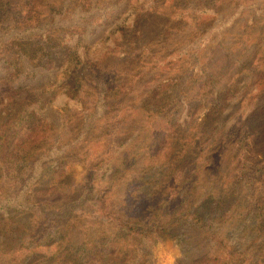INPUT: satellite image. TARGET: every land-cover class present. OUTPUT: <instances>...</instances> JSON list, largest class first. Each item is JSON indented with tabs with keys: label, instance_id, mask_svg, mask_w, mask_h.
Returning <instances> with one entry per match:
<instances>
[{
	"label": "trees",
	"instance_id": "trees-1",
	"mask_svg": "<svg viewBox=\"0 0 264 264\" xmlns=\"http://www.w3.org/2000/svg\"><path fill=\"white\" fill-rule=\"evenodd\" d=\"M159 2L0 0V264H264V0Z\"/></svg>",
	"mask_w": 264,
	"mask_h": 264
},
{
	"label": "rangeland",
	"instance_id": "rangeland-1",
	"mask_svg": "<svg viewBox=\"0 0 264 264\" xmlns=\"http://www.w3.org/2000/svg\"><path fill=\"white\" fill-rule=\"evenodd\" d=\"M171 1L172 0H160L158 5H156V6H158L156 8V10L154 11V13H156V14L153 17V19H151L152 21H151V23H149L148 29L146 31L148 38H152L153 36H155V33H158L157 31L160 29L161 24L164 23V20L162 17L165 16V18H166L168 15H170L174 11V9L172 8ZM130 11H128L127 13L125 12V14H123L122 18L118 19L119 20V22L117 21L118 24H122V22L129 15ZM233 11H234V4L223 6V8L220 9V14L218 16L215 15L216 17H215L213 23H211V25L208 27L207 31L203 35L197 37V39L185 38L183 40V42H186V43L183 45V47H181V49L184 48L187 50V48H188V50H189V49H191V44H195V43L199 42V39L201 41L202 38H206L207 36L210 37V35H217V33H219V32H215L213 34V32L211 30H213L214 28H218L221 31V29L223 27L221 24L225 21L230 20V18H231L230 15L232 14ZM176 12H178V10H176ZM206 14L210 15L212 13H209V11H208ZM188 31H191L190 28ZM189 33L190 32H187V36H191ZM202 47H203V45H202ZM110 49H111V51H114V53H111V56H110L111 58H110V60L106 61V64L117 66V64L120 61L118 58L119 51L112 48V47ZM97 50H98V56L102 57V56H104V53L106 52L107 49H100L97 46L95 47L94 45L89 47L90 52L97 51ZM115 52H117L118 56L116 55ZM205 53H206V51H205ZM205 53L203 56L204 59L206 57H208V55H205ZM201 62H200V64H201ZM197 70H199V68ZM223 71H224V69H223ZM224 72H226V71H224ZM230 72H232V71H229V73ZM223 76H224V78H227L226 73ZM10 92H11L10 85L6 81H0V95L2 97H5ZM6 150L7 149L5 148L4 151H6ZM83 166L84 165L79 163V162H76L73 165V170L75 173L74 175H75V179L77 181L80 180L82 174H84V172H85ZM98 174L100 175V178L102 179V181L107 179L106 177L108 176V174L105 172L104 168L101 169ZM120 194H121V192L119 191V195L115 196L113 199V202H112V207L114 209H116L119 213H121V210H120L121 201L119 199ZM60 196H61V194L59 192H57L55 194H48L45 197L47 199L54 200V199L60 198ZM154 256L156 258L157 264H178V260L181 257V251H180L179 246L176 243H174L173 241H171V240H160L158 242L155 250H154Z\"/></svg>",
	"mask_w": 264,
	"mask_h": 264
}]
</instances>
